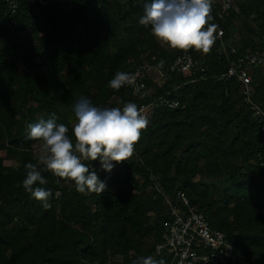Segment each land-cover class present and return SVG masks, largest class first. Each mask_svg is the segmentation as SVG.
<instances>
[{"label":"trees","instance_id":"16d2710c","mask_svg":"<svg viewBox=\"0 0 264 264\" xmlns=\"http://www.w3.org/2000/svg\"><path fill=\"white\" fill-rule=\"evenodd\" d=\"M18 1L11 35L6 0H0V152L20 162L7 167L0 157V264H115L116 258L133 264L138 257L155 258L168 217L158 189L170 197L184 192L213 228L234 238L247 264H264V131L243 101L241 83L219 80L244 52L264 45V0H234L228 11L213 2L211 23L225 35L207 53L168 51L150 26L139 23L147 0H49L43 13L28 0ZM222 44L237 54H220ZM185 53L205 68L193 76L196 82L172 74L165 83L149 81L154 93L138 98L124 86L107 87L117 71L142 63L158 67L161 60L167 69ZM262 69L253 72V87L264 106ZM169 94L180 107L158 108L148 119L123 171L108 181L99 160L86 162L106 179L102 192L80 193L42 165L47 183L41 187L52 192L48 206L23 189L25 165L38 163L33 148L42 143L27 138L28 124L54 113L71 135L81 98L112 108Z\"/></svg>","mask_w":264,"mask_h":264},{"label":"clouds","instance_id":"9594fccd","mask_svg":"<svg viewBox=\"0 0 264 264\" xmlns=\"http://www.w3.org/2000/svg\"><path fill=\"white\" fill-rule=\"evenodd\" d=\"M212 3L213 0H147L139 23L150 26L151 34L172 49L207 53L215 43L218 27L211 23ZM164 66L161 60L158 67ZM132 81V74L117 71L107 87L118 91ZM143 112L134 102H127L122 108H100L81 98L74 105L76 119L71 135L69 127L58 123L54 113L28 124L27 138L42 142L43 149L37 164L26 163L23 189L48 206L52 192L41 187L47 183L39 167L42 165L55 176L72 181L80 193L102 192L107 188L106 179H101L98 170L91 169L86 162L99 160V171L111 174L117 164L128 161L141 130L148 124ZM133 264H167V261L147 256L138 257Z\"/></svg>","mask_w":264,"mask_h":264},{"label":"built area","instance_id":"2783aa9c","mask_svg":"<svg viewBox=\"0 0 264 264\" xmlns=\"http://www.w3.org/2000/svg\"><path fill=\"white\" fill-rule=\"evenodd\" d=\"M35 11L43 13L49 10V0H28ZM218 2L223 11L231 10L234 0H213ZM6 16L10 34L14 35L18 26V15L20 12V2L18 0H6ZM225 35L223 28L217 30L214 35L221 40ZM222 44L219 53L225 55H236L237 50ZM264 67V45L257 50H248L239 56L229 70L219 77V80L232 81L236 79L242 85V96L244 103L253 112V119L262 125L264 131V106L255 100L256 90L253 87V72ZM205 68L201 62L191 54L185 53L176 58L174 63L167 69H160L149 63L139 64L129 73L133 76V81L126 84L124 88L134 97L150 96L154 93L153 88L148 86V82L155 84L165 83L172 74H182L190 78V82H196L193 76L203 73ZM203 78V77H202ZM201 78V79H202ZM178 87L175 88V91ZM133 102V101H130ZM135 103V102H134ZM138 107L144 109L143 115L148 119L159 108L178 109L180 102L172 95L161 96L149 103H136ZM260 168L264 175V161L261 160ZM125 169L124 162L117 164L111 174L106 173L109 181ZM158 191L163 195L164 203L167 206L168 217L162 220V241L155 247V258H167V264H247L240 257L235 248V240L227 233L215 229L211 226L203 212L198 207L192 205L189 198L182 191H178L174 197Z\"/></svg>","mask_w":264,"mask_h":264},{"label":"rangeland","instance_id":"374dc122","mask_svg":"<svg viewBox=\"0 0 264 264\" xmlns=\"http://www.w3.org/2000/svg\"><path fill=\"white\" fill-rule=\"evenodd\" d=\"M240 21L243 22V20H240ZM227 44H228L227 46H229V45L231 44V41H229ZM164 45H165V48H166L168 51H172V50H173L168 44H164ZM132 62H133L134 64H136V63H142V62H143V58H142V62H140V61H135V60H132ZM21 69H22V70H25L24 67H22V66H21ZM35 71H36V73H38L37 70H35ZM261 76L264 77V67H263V69H262V74H261ZM120 104H121V103H120ZM120 104H119L117 107L122 108L124 105H123V104L120 105ZM42 149H43V144H42V143H38V144H35V145H34L33 151H34V153H35V157H36V158H38V156L41 154ZM0 157H2V158L4 159V164H5V166H7V167H12V166H14V167H18L19 164H20V162H19V160H18V158H17L16 156H14V155H11V156H10L9 154L6 153V151L0 152ZM58 195H59V194H58ZM235 228H236V226H233V227H232L233 230H234ZM114 263H115V264H117V263L123 264L124 262H123L120 258H116V259L114 260Z\"/></svg>","mask_w":264,"mask_h":264}]
</instances>
